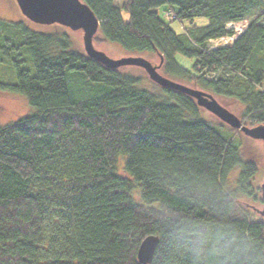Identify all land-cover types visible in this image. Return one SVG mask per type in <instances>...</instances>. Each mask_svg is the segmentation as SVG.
Returning a JSON list of instances; mask_svg holds the SVG:
<instances>
[{"label":"trees","instance_id":"trees-1","mask_svg":"<svg viewBox=\"0 0 264 264\" xmlns=\"http://www.w3.org/2000/svg\"><path fill=\"white\" fill-rule=\"evenodd\" d=\"M80 1L100 23L96 47L163 58V76L190 81L244 126L264 125V0H126L121 9L116 0ZM175 22L187 24L182 34L171 30ZM243 22L233 44L211 49V40L233 34L227 24ZM175 55L194 59L200 77ZM0 63L16 79L0 92L33 112L0 127V264H139L148 236L159 239L151 264H192L179 230L225 213L264 240V219L243 206L263 204L259 157L246 159L229 134L249 139L191 98L139 69L104 68L64 31L22 22L0 20ZM121 164L128 178L118 175Z\"/></svg>","mask_w":264,"mask_h":264},{"label":"water","instance_id":"water-1","mask_svg":"<svg viewBox=\"0 0 264 264\" xmlns=\"http://www.w3.org/2000/svg\"><path fill=\"white\" fill-rule=\"evenodd\" d=\"M21 15L30 23L46 27H60L70 33L79 34V44L88 59L96 61L106 69L134 68L143 72L154 85L169 89L191 98L205 114L232 130H238L244 137L264 145V125L247 127L224 103L193 86L171 80L160 73L163 58L158 63L140 56L112 58L99 50L94 38L99 33L100 23L91 10L80 0H15ZM260 208L243 204L247 209L264 219V179L259 184ZM159 239L145 238L137 250L139 264H151Z\"/></svg>","mask_w":264,"mask_h":264},{"label":"rangeland","instance_id":"rangeland-1","mask_svg":"<svg viewBox=\"0 0 264 264\" xmlns=\"http://www.w3.org/2000/svg\"><path fill=\"white\" fill-rule=\"evenodd\" d=\"M125 2L126 0H116L114 5H116V7L121 9L123 5L125 4ZM159 13L162 14V10H159ZM127 17L128 16L125 13H122V18L125 22L128 20ZM0 20L10 22V23L22 22L25 25H27L32 31H35V32L48 33V32L64 31L65 33L71 36L74 43H77L78 45V42H79L78 33H70L63 28L56 29L57 27H54V26L46 27V26L35 25V24L28 22L21 15L16 5L15 0H0ZM206 24H207V21L204 19H197L195 21V25L200 26V27L205 26ZM169 25H170L171 30H173L176 34H182L184 32V29H186L187 27V24L185 22L183 23L175 22ZM228 28L232 29L235 34L241 35L242 32L246 29V23L229 25ZM212 45L214 46V44ZM104 47L105 46H98V49L103 51L106 55L112 58H118L122 56H133V55H128L125 51L118 48L117 46L109 45L108 48H104ZM174 61L178 67L188 72L192 78L198 79L200 77L199 73H197V71H195L193 68L196 62L194 59H189L181 55H175ZM168 78L171 80L183 83V84L186 83L185 85L192 86V83H188L190 81L186 82V81L180 80L176 76H169ZM15 82H16L15 73H14L12 66L7 63H0V83L15 84ZM197 86L199 85L197 84ZM231 105H232V109L236 112V114L241 116L244 108L241 107L237 103H234ZM32 113H33L32 110L27 106V104L21 97L12 95L8 92H0V127L12 125L16 123L17 121L30 116ZM212 120L215 121L214 119ZM229 135L239 145H242V150L245 154L246 159H252V156L254 157V159H257L259 157L258 166L263 171V177L260 180L261 182L264 179V145L261 143L255 142V141L253 142L250 140L243 139V137L239 138L235 134H229ZM254 153H256L257 156H254ZM117 173L119 176L123 178H128V176L123 170L122 164L118 166ZM235 179H236V173H234L230 177V181L232 182ZM134 199H135V202L137 203L140 202L139 194L137 193V191H135L134 193ZM255 207L260 208L261 205L260 206L255 205ZM256 217L258 216L256 215ZM258 218L263 219L261 217H258Z\"/></svg>","mask_w":264,"mask_h":264},{"label":"clouds","instance_id":"clouds-1","mask_svg":"<svg viewBox=\"0 0 264 264\" xmlns=\"http://www.w3.org/2000/svg\"><path fill=\"white\" fill-rule=\"evenodd\" d=\"M224 215L189 223L179 230L192 264H264V240L227 223Z\"/></svg>","mask_w":264,"mask_h":264},{"label":"built area","instance_id":"built-area-1","mask_svg":"<svg viewBox=\"0 0 264 264\" xmlns=\"http://www.w3.org/2000/svg\"><path fill=\"white\" fill-rule=\"evenodd\" d=\"M167 18L169 20L173 19V17H170L168 15H167ZM232 41H233V38H222V39H219L217 41H210L211 49H215L218 46H221V47L226 46V45L230 44ZM212 44H214V46Z\"/></svg>","mask_w":264,"mask_h":264},{"label":"bare ground","instance_id":"bare-ground-1","mask_svg":"<svg viewBox=\"0 0 264 264\" xmlns=\"http://www.w3.org/2000/svg\"><path fill=\"white\" fill-rule=\"evenodd\" d=\"M149 237V236H148ZM142 243V242H141Z\"/></svg>","mask_w":264,"mask_h":264}]
</instances>
